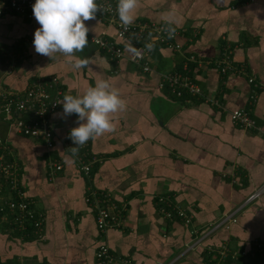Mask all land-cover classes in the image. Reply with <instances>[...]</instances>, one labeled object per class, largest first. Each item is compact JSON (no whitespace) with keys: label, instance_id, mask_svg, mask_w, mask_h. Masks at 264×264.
I'll list each match as a JSON object with an SVG mask.
<instances>
[{"label":"crops","instance_id":"0c3cea01","mask_svg":"<svg viewBox=\"0 0 264 264\" xmlns=\"http://www.w3.org/2000/svg\"><path fill=\"white\" fill-rule=\"evenodd\" d=\"M170 13L179 20L173 26L181 49L156 44L148 72L128 59L134 43L102 15L85 22L89 44L76 57L89 65L79 70L61 54L35 52V17L0 16V43L23 53L14 67L0 60V86L23 92L56 76L62 100L105 79L126 101V110L113 114L115 130L92 139L101 162L89 174L64 146L79 125L76 114L56 115L62 104L52 118V150L10 128L0 111V137L20 164L19 186L44 216L40 232L0 231V264H264V0H139L135 22L165 23ZM99 36L121 45L125 57L112 59L92 41ZM226 47L239 71L223 75L210 62ZM167 73L191 78L203 95L177 96L164 82ZM250 77L262 86L254 102ZM235 109L248 110L260 129L242 128ZM52 155L64 167L50 177ZM92 191L108 193L120 219L105 232L87 201ZM159 197L186 210L191 222L162 214ZM102 243L115 261L99 260Z\"/></svg>","mask_w":264,"mask_h":264},{"label":"built area","instance_id":"2783aa9c","mask_svg":"<svg viewBox=\"0 0 264 264\" xmlns=\"http://www.w3.org/2000/svg\"><path fill=\"white\" fill-rule=\"evenodd\" d=\"M35 0H0V16L10 13L34 18L33 5ZM96 3L104 9L96 14L104 16L110 24L117 28V36L121 39H129L134 43V50L128 59L140 66L143 71L148 72L152 69L150 59L152 50L146 48L147 44H156L172 47L180 50L181 45L176 42L178 29L174 38L169 39L164 31L166 23H151L146 21L134 22L127 31L121 26L117 14L118 0H96ZM92 41L106 50L110 57L120 60L125 57V51L115 42L108 41L106 38L99 36L94 37ZM98 41V42H97ZM16 49L7 48L0 43V60H4L10 67H14L18 58H23V53H17ZM221 74L226 75L232 72H238L239 68L235 64L232 51L225 48L221 55L211 61ZM164 82L168 84L170 90L181 97L184 93L193 96H202V90L191 78H187L178 73H167L164 75ZM253 85L251 101L256 100L258 89L262 86L257 83L254 77L249 78ZM59 79L54 76L49 80L37 79L29 84L23 92L8 89L0 86V111L5 115V120L10 128L17 130L19 133L40 139L47 148L53 149L56 144L55 128L52 122L53 114L59 107L63 89L59 87ZM213 104L219 105V101L210 98ZM232 119L244 129H260L256 120L245 109H235L231 112ZM90 139L83 147L79 149L78 155L74 156L78 167L85 173L89 174L96 163L101 162L99 157L92 154ZM64 146L68 150L74 147L72 140L68 137L64 141ZM70 153L71 151L68 150ZM72 154V153H71ZM63 162L58 156L52 155L48 160L49 175L53 177L57 172L63 170ZM20 164L14 154L11 143L0 137V231L3 232H25L32 227L36 232L42 230L44 216L39 213L32 203L26 199L24 191L19 186ZM262 190L252 194L249 199H254L261 194ZM112 198L108 193L91 192L87 201L91 202L97 212V223L100 231L105 232L110 227H115L119 222L118 213L110 210ZM159 201L164 205L160 208L162 214L169 218H181L185 223H190L192 217L181 208H172L164 197H159ZM113 213V214H111ZM229 217H224L220 222L215 224L214 229L228 222ZM5 225H8L5 228ZM224 253V252H223ZM97 256L102 262H113L114 257L107 244H101ZM123 264H135L129 259H122Z\"/></svg>","mask_w":264,"mask_h":264},{"label":"clouds","instance_id":"9594fccd","mask_svg":"<svg viewBox=\"0 0 264 264\" xmlns=\"http://www.w3.org/2000/svg\"><path fill=\"white\" fill-rule=\"evenodd\" d=\"M138 6L139 0H118L116 11L125 31L135 22ZM102 11L104 9L96 0H35L33 15L40 25L34 32L35 52L51 59L61 54L69 58L74 69L86 68L89 59L76 57V53L83 52L89 44V28L85 22L95 19L96 13ZM165 23L168 38H174L176 28L173 25L179 23L178 18L170 13ZM153 47L150 43L146 45L149 51ZM59 104L63 106V112L56 114L60 118L77 116L79 126L69 133L75 146L68 150L73 156L78 155L79 149L90 139L113 132V114L126 110V101L121 98L119 89L105 79L96 81L83 94L65 93Z\"/></svg>","mask_w":264,"mask_h":264},{"label":"trees","instance_id":"16d2710c","mask_svg":"<svg viewBox=\"0 0 264 264\" xmlns=\"http://www.w3.org/2000/svg\"><path fill=\"white\" fill-rule=\"evenodd\" d=\"M155 46H156V45H154V47H155ZM161 46H162V45H161ZM154 47H153V48H154ZM156 48H157V47H156ZM186 94H187V93H184V94L182 95V96H183L182 98L187 97L188 94H187V95H186ZM193 97H194V96H193ZM7 227H8V225H5V228H7ZM3 231H5V230H3Z\"/></svg>","mask_w":264,"mask_h":264}]
</instances>
